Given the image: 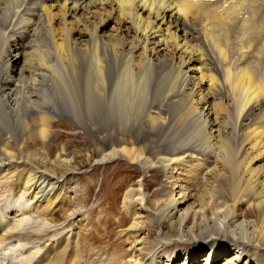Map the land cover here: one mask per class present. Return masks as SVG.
Here are the masks:
<instances>
[{
	"label": "bare ground",
	"instance_id": "bare-ground-1",
	"mask_svg": "<svg viewBox=\"0 0 264 264\" xmlns=\"http://www.w3.org/2000/svg\"><path fill=\"white\" fill-rule=\"evenodd\" d=\"M60 121L87 138L94 166L139 169L137 197L122 201L140 210L131 230L172 226L150 241L132 233L116 264H247L264 251V0H0V172L20 169L43 219L72 170L59 150L69 144L50 147ZM156 175L168 186L154 183L149 210ZM77 215L54 258L73 245ZM1 221L0 243L47 232ZM48 242L35 262L55 253Z\"/></svg>",
	"mask_w": 264,
	"mask_h": 264
},
{
	"label": "rangeland",
	"instance_id": "rangeland-1",
	"mask_svg": "<svg viewBox=\"0 0 264 264\" xmlns=\"http://www.w3.org/2000/svg\"><path fill=\"white\" fill-rule=\"evenodd\" d=\"M19 65L20 63H16V66ZM67 123L69 124L64 121L58 123L60 129H57L53 137V139L57 138V143L54 141L55 146L51 145L50 147L54 149L60 142L69 144H62L59 150H66L67 153L74 154L73 160L69 164L72 174L70 173L68 176L64 187L58 188L54 193L51 200L56 201L54 203L50 201L48 204V206L51 205L50 208L53 211L48 212V216H45L46 219L32 215L34 213L33 204L28 197L22 196L21 190L18 188L19 184L15 181L22 175L20 169L0 172L1 222L6 223L10 220L9 223H12L19 219L24 222L21 225L23 231H44L43 233L47 231L39 241L24 247H20L21 243L16 238L0 243V264H116L118 261L130 259L128 250L133 247L130 245L134 239L132 233L137 236L138 240L148 239L150 241L155 238L154 236L160 234L161 230L163 233L172 231V226L168 224L160 227L148 223L131 230L133 222L139 221L137 214L140 210L137 206L131 207L127 215L123 212L122 201L126 190L133 191L134 197H137L139 169L123 161L94 166L92 164L94 151L87 138L80 134L72 135ZM83 146L88 147V150H84ZM164 179L165 176L156 175L152 182L151 179L149 181L147 192L149 191L151 200L146 205L149 210L154 209L157 205L155 202L159 199L156 196L152 197L157 189L154 183L162 182L164 186H168L167 181L164 183ZM184 185L193 194L198 195L202 191L199 184L194 185L187 182ZM241 208L244 213L245 210L249 213L250 221L256 219L254 212L256 210L251 209L250 212L244 205ZM21 211H25L24 214ZM72 211L79 213L72 220L76 227L74 228L75 234L70 241H74V243L69 247L65 257L56 259L54 257L61 248L58 247L65 242V237L70 230L67 217ZM125 233H130L131 236L127 238ZM225 239L227 238L225 237ZM46 241L55 247V253L48 255L47 260L45 258L42 262H35V260L41 259L44 254L41 243ZM190 245L194 244L174 247L170 259L177 256L181 258L178 254L187 250ZM193 250H195L193 254L198 251ZM136 256L137 259L145 260ZM246 256L247 264H254L255 259H258V264H264V251H252Z\"/></svg>",
	"mask_w": 264,
	"mask_h": 264
}]
</instances>
